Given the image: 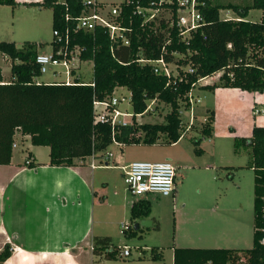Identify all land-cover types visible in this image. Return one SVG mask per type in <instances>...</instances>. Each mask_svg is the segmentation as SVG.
Segmentation results:
<instances>
[{
	"label": "trees",
	"instance_id": "trees-1",
	"mask_svg": "<svg viewBox=\"0 0 264 264\" xmlns=\"http://www.w3.org/2000/svg\"><path fill=\"white\" fill-rule=\"evenodd\" d=\"M15 4L14 0H0V5L14 7ZM31 4L50 9L52 29L59 30L66 24V14L75 17L84 9L80 0H41ZM224 8L232 10L241 20H221L219 11ZM250 10L261 11L257 22L244 20ZM204 19L203 27L189 41V55L180 62L186 64L189 61L193 73H186L182 79H175L168 86L166 78L155 75L150 65H139L134 61L139 48L146 59L160 56L164 34H154L148 28L144 31L134 29L130 45L114 50L113 54L109 51V40L102 28L71 34L70 47L82 48L79 59L92 62V79L86 85L78 84L77 79L70 85L37 83L34 79L41 75L39 66L32 60L33 48L37 46L27 43L18 49L13 42L0 41V53L10 60L11 73L10 81L6 83L0 74V165L10 163L16 131L28 136L31 145L47 147L48 164L55 167H71L76 160L92 155L100 160L107 153L112 139L124 146L153 145L160 139L175 144L183 132L179 109L189 107L185 102L186 94L198 79L217 71L222 70L219 79L207 85L200 83L198 93L218 87L263 92L264 0H251L250 4L242 7L222 6L213 0L211 7L204 12ZM228 44L231 48H227ZM50 45L53 46L52 41ZM168 49L184 53L186 47L172 43ZM165 59L170 61L172 58L165 55ZM116 87H123L131 93L133 123L135 116L143 114L152 99L168 106L169 112L164 115L162 123H132L112 132L109 123H94L92 106L94 100L110 97ZM205 114L199 133L210 138L212 109H206ZM240 142L250 148L253 173L252 247L174 248L173 264H264V127L254 125L251 136L241 138ZM26 161H29L28 167L35 166L30 160ZM149 214L150 203L145 199L136 200L130 206L129 225L137 219L147 218ZM142 231L129 227L122 234L131 237ZM92 246L94 256L105 260L117 258L116 247L107 238H94ZM150 252V260H161L162 254L157 249L150 248ZM10 255L11 247L6 244L0 251V264Z\"/></svg>",
	"mask_w": 264,
	"mask_h": 264
},
{
	"label": "rangeland",
	"instance_id": "rangeland-1",
	"mask_svg": "<svg viewBox=\"0 0 264 264\" xmlns=\"http://www.w3.org/2000/svg\"><path fill=\"white\" fill-rule=\"evenodd\" d=\"M15 1L17 4L14 8L0 5V41L13 42L18 49H21L26 42L40 43L41 46H37L38 51L49 54L52 41L50 11L32 7L26 3L28 0ZM59 1L63 2V0ZM112 1L117 3L121 0ZM250 2L251 0H216V3L222 6L230 4L238 7L246 6ZM227 16L236 17L230 9L224 8L219 11L220 19ZM260 16L261 11L250 10L244 20L257 22ZM1 57L0 53V68L4 74V79L10 81V60ZM55 70L62 72L60 68ZM52 71L53 69L50 68L47 73L36 79L39 83L49 84L60 81L62 77L53 78ZM77 74L80 75L82 82H90L92 79V62L81 63ZM216 81L217 79L213 82ZM212 92H206V99L200 96L202 101L194 110L193 125L175 144H168L160 139L153 145L117 146L111 144L109 146L107 152H111L113 155L109 162L110 166L114 165L113 161H116L118 165L132 162L170 161L177 167L176 193L174 200L171 197H155L154 195L132 197L126 190L121 171L104 169L103 166L95 170L98 187L102 183H107L104 191L108 195L105 204L96 208L97 216L103 219H110L115 216L118 208H120L121 202L119 200L122 196L128 203L145 199L150 203L149 220L154 223L156 228L144 227L141 233L127 237L122 234L120 226L108 225L106 231L112 236L111 245L114 247L125 245L130 249L131 255L127 258H120L117 255L116 259L109 261H98L97 257L92 256L93 263L91 264H170L171 246L191 248L188 238L189 235L194 234L195 229L190 224L189 219L192 218L196 221L200 218L201 226L204 229L201 233L205 234L206 237L210 236L209 230L213 228L219 229V236H221V219L225 209L237 206L239 211L234 216L236 230L233 232L232 238L228 236L226 243L221 240L207 241L205 242L207 244L199 243L201 246L197 247L230 249H249L252 247L253 173L250 169V148L241 144L240 139H247L251 136L254 120L252 114L247 119L243 103L232 95L227 97L218 95L217 100L219 98H226L227 100L224 104L218 101L220 106L212 108L213 100L209 99ZM118 93L126 94L125 90H120ZM228 105H232V107H228ZM207 108L213 111V129L210 138L202 137L199 133L205 122V110ZM120 109L132 116L129 103L121 104ZM151 109H153L152 112L135 117L134 123L131 117L124 120L133 124H159L163 122L164 115L169 112V107L161 103H155ZM182 114V119L187 121V114L184 112ZM256 126L261 127L258 124ZM14 140L18 145L15 150L14 161H21L26 152L20 151L22 147L19 144V138L15 137ZM195 141H199V144L196 145ZM46 150V148L41 147L38 156L43 157ZM127 223L130 224L129 214L127 215ZM130 227L133 228V224ZM191 245L195 246L196 244L192 243ZM152 247L161 249V251L159 250L163 257L161 262L151 263V261L144 259V261L139 260L143 257L149 258Z\"/></svg>",
	"mask_w": 264,
	"mask_h": 264
},
{
	"label": "crops",
	"instance_id": "crops-1",
	"mask_svg": "<svg viewBox=\"0 0 264 264\" xmlns=\"http://www.w3.org/2000/svg\"><path fill=\"white\" fill-rule=\"evenodd\" d=\"M40 1L33 2L28 0L26 3L32 5L31 3ZM97 1L103 4L116 3L112 0ZM32 7L40 10L48 9L35 5H32ZM48 10L51 13V10ZM28 44L41 46L40 43L35 42H29ZM1 56V58L7 59L6 56L2 54ZM0 74L2 81L4 83L8 82L4 79L1 68ZM34 80L39 83L36 78ZM224 89L227 90L216 88L211 93V97L209 96V99L213 100L212 108H218L220 103L224 104L225 100H227L226 98L217 100L218 95L223 97L235 96L243 103L247 119L252 114L254 120L252 127L257 124L264 127V91L246 92L235 88ZM206 92L209 91H200L199 93L206 99ZM228 107H232V105H228ZM255 110L258 113H254ZM15 137L19 138V144L22 147L20 151H25L26 155L22 157L21 161H14L15 150L18 147L14 140L15 146L12 147L10 163L8 165H0V251L6 244L11 247L10 257L2 264L93 263L91 257H97L90 251L94 238H107L111 244L112 236L107 233L106 227L108 225L121 226L122 223H127L130 206L136 200L128 203L125 197L122 196L120 200L118 199L121 203L115 216L110 219H103L97 216L96 208L105 204L104 202H106L108 195L104 191L107 183H102L98 187V181H96L97 177L94 171L99 167L91 168L90 166L91 163L95 164L97 162L96 159L87 157L83 160H76L75 165L71 167L49 166V149L47 147H44L47 149L46 153L43 157H40L38 156V151L42 146L31 145L29 137L21 135L18 131L15 132L14 139ZM112 157L113 155L108 159V162H110ZM27 159L35 166L28 167L26 164ZM113 162L114 165L104 167V169L121 171V167L127 165H118L116 161ZM175 193L176 188L173 196H171L172 200L175 198ZM225 210L221 219V236H219V229L213 228L209 230L211 232L209 233L210 236L206 237L205 234L201 233L204 229L201 226L202 221L199 220L200 218L196 221L192 218L189 219L190 224L195 229L194 234L192 236L189 235V247L207 249L206 247L197 246L207 244L205 243L207 241L216 242L221 240L226 243L228 236L232 238V234L236 230L234 216H236L239 208L237 206ZM149 216L144 219L149 220ZM142 228L139 229L142 230ZM146 228H156V226L150 221L149 226ZM192 243L196 245H191ZM174 248L179 247H170V264H173ZM155 249L158 252L159 250L161 251L159 247ZM97 258L98 261H105L102 257ZM143 259L151 261V263H157L161 262L163 257L158 261H152L144 257L139 260L144 261Z\"/></svg>",
	"mask_w": 264,
	"mask_h": 264
},
{
	"label": "built area",
	"instance_id": "built-area-1",
	"mask_svg": "<svg viewBox=\"0 0 264 264\" xmlns=\"http://www.w3.org/2000/svg\"><path fill=\"white\" fill-rule=\"evenodd\" d=\"M213 0H121L119 3L103 4L97 0H80L83 10L81 14L71 17L65 15V26L62 30L52 29V50L49 54L41 53L37 47L33 48V62L39 66V73L43 75L52 68V76L62 79L55 83L65 85L74 84L76 79L78 84L86 85L88 83L80 82L81 77L77 74L79 65L83 62L79 59V54L83 50L78 46L70 47L71 34L77 31L92 32L99 27L104 29L107 34L110 49L114 50L130 45V36L134 29L144 31L150 29V32L157 34L163 33L165 41L160 49V56L157 59H146L141 55V49L136 54L135 62L139 65H150L155 75L166 78L168 84L175 79H182L184 75L192 74L193 68L189 65L180 63L186 60L189 55V41L194 33L204 24V12L211 7ZM130 9V11H129ZM224 21H240L237 17H225ZM126 22V25L124 24ZM164 26V27H163ZM172 43L186 47L185 52L178 49H168ZM227 48H231L230 44ZM169 55L170 61L165 59ZM62 69V72L55 70ZM222 75V70L209 76L200 78L191 86L186 94L185 102L188 103V109L180 108L179 116L183 127L182 136L189 131L194 122V110L200 105L202 98L197 92L198 85L201 83L207 85L218 80ZM92 85V84H90ZM120 90H125L126 94H119ZM198 93V94H196ZM131 102V93L123 87H116L112 95L102 101H93V120L94 123H109L112 132L119 127L132 125L125 118L131 117L124 113L120 106L123 103ZM157 103L156 99L148 102L143 114L136 115L140 117L147 112H152V106ZM187 114V121L182 119V113ZM254 113H258L257 110ZM181 136V137H182ZM112 144L120 146L121 144L112 139ZM13 144L12 147H14ZM111 152H107L103 158L97 162L91 163V168L109 167L108 159ZM29 161H26L28 164ZM100 163V164H99ZM104 163V164H103ZM102 164V165H101ZM123 181L126 184V190L132 197H143L147 195L171 197L176 188L175 177L177 167L170 161L163 162H132L121 167ZM121 232L127 230L128 223L121 224ZM111 249V248H109ZM117 255L120 258L130 256V249L127 246L116 247ZM93 251V246H90Z\"/></svg>",
	"mask_w": 264,
	"mask_h": 264
},
{
	"label": "water",
	"instance_id": "water-1",
	"mask_svg": "<svg viewBox=\"0 0 264 264\" xmlns=\"http://www.w3.org/2000/svg\"><path fill=\"white\" fill-rule=\"evenodd\" d=\"M150 221L144 218H141L139 220H136L135 223H133V229L134 230H138L139 228H146L147 226H149Z\"/></svg>",
	"mask_w": 264,
	"mask_h": 264
}]
</instances>
